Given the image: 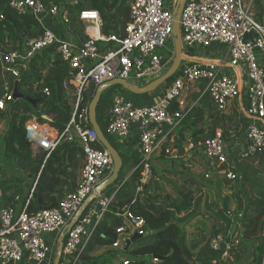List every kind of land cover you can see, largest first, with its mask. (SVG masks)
Here are the masks:
<instances>
[{
  "label": "built area",
  "instance_id": "obj_1",
  "mask_svg": "<svg viewBox=\"0 0 264 264\" xmlns=\"http://www.w3.org/2000/svg\"><path fill=\"white\" fill-rule=\"evenodd\" d=\"M61 1L76 5L82 0ZM124 1L130 5L124 38L105 34L100 12L84 9L80 19L85 24L86 37L77 44L62 38L46 25L47 19L68 21L67 8L58 3L48 5L46 0H9L19 14H33L43 25L44 32L29 39L24 52L10 51L2 55L3 73L18 79L37 52L56 44L57 52L70 66L69 80L64 87L72 85L76 97L72 117L63 131L32 119L27 126V137L35 149L46 152L42 168L63 141L82 146L85 164L78 186L63 197L58 206L29 212L39 172L26 200L16 195L13 204L0 209V264H20L29 260L53 264L61 240L60 264H87L82 255L118 190L111 195L104 192L96 198L69 227L95 187L114 169L112 155L90 125L89 110L82 106L83 91L90 85L97 87L117 77L128 81L144 80L161 73L170 61L166 60V54L174 53L169 42L174 41V7L178 0L169 3L168 0ZM252 4L253 0H187L180 21L184 47L220 43L225 47L224 58L182 63L172 83L154 94L150 104H135L122 93L113 95L107 111V132L124 147L132 129H136L138 166L142 169L139 191L153 174L152 159L157 152L162 151V155L175 159L181 157L179 150L166 144L175 137L190 110L186 109L183 97L191 84H204V93L209 94L221 112L226 113L230 108L232 113L238 111L247 118V125L240 135L230 139L218 128L214 136L199 145L191 140L185 147L186 153L202 151L211 166L225 165L222 173L235 181L239 178L237 161L264 151V17L262 21L257 18ZM44 93L49 94V90L46 88ZM14 99V88L5 82L0 92V111H5ZM174 102H178L177 108L173 107ZM97 143L102 148H98ZM235 147L240 148L234 154ZM125 215V225L117 229L118 238L113 245L120 251H124L133 234H144L143 219L134 218L130 213ZM132 219L136 220L135 224ZM240 246L241 238L237 233L228 237L218 234L209 243V248L220 253L221 258L228 257L230 251ZM161 262V257L153 256L148 264ZM113 264H128V258Z\"/></svg>",
  "mask_w": 264,
  "mask_h": 264
},
{
  "label": "trees",
  "instance_id": "obj_2",
  "mask_svg": "<svg viewBox=\"0 0 264 264\" xmlns=\"http://www.w3.org/2000/svg\"><path fill=\"white\" fill-rule=\"evenodd\" d=\"M46 2L48 5L58 3L68 9L69 18L64 24L68 33L72 35L73 42L77 44L86 37L85 24L80 19V13L84 9H96L100 12L103 21L102 30L105 34L113 33L121 38L126 36L130 5L124 0H82L76 5L61 0H46ZM252 7L257 18L262 21L264 0H253ZM43 32V25L33 14L29 12L19 14L10 6L9 0H0V55L10 51L24 52L28 40L39 37ZM184 52L192 57L196 55L193 47H184ZM173 54L170 52L166 60L171 59ZM69 72L70 66L57 52L56 44L43 48L30 59L27 68L22 70L17 79L19 91L35 99L36 104L26 98H17L10 102L5 111H0L8 118V130L2 151L3 159L13 162L24 179L32 176L30 186L25 191L23 179L0 172L2 189L0 209L13 204L16 195L26 200L39 172L34 194L28 205L29 212L58 206L60 200L78 186L85 164L82 146L63 141L50 154L42 168L46 152L41 150L34 154L32 143L27 137L29 120L36 119L39 123H48L59 131H63L70 121L76 97L72 85L69 88L64 87V83L69 80ZM174 79L175 76L169 78L166 86H169ZM5 82L14 88L15 78L9 73H3L0 64V92ZM204 87L205 85L202 84L200 90L194 93L195 104L189 107L186 118L175 133L173 146L179 149L180 154L185 152L184 141L187 139L199 145L204 139L214 136L218 128H222L225 137L230 139L232 133L236 136L240 135L247 125L246 117H238L236 113L221 112L209 94L204 93ZM46 88L49 94L44 93ZM96 89L95 85H90L83 91L82 106L88 110ZM121 92L126 90L118 86L102 94L97 107V121L105 135L119 150L124 162L123 168L125 160L137 155L136 169L127 181L136 179L140 185L142 169L138 166L140 159L137 149L134 147L129 154L124 152V149L121 150L120 145L107 132L109 123L107 111L112 104L113 95ZM151 96L154 94H145L142 97ZM178 106V102L173 103L174 108ZM96 146L102 148L100 143ZM251 160L259 161L264 165V151L237 161L236 169L240 176L238 180L244 185L250 184L252 195L244 198L239 193L234 194L238 207L245 209L246 214L241 220L243 226V235L240 237L241 247L230 251L228 257L221 258L220 253L213 252L209 248L198 263L195 260L191 249L197 248V241L194 239L190 244L189 235L182 227L187 212L191 211L194 205L191 190L186 187L180 188L178 194L174 196L163 191L160 178L155 180L150 178L143 185L142 194L122 193L123 185L118 187L120 173L119 179L106 190L109 195L115 190L118 191L82 255L84 262L112 264L117 260L119 252L112 247L118 238L117 229L125 225L127 217L125 214L130 213L134 218L143 219L144 234H138L139 236L130 242L127 251H124L128 264H148L153 256L162 257L161 259L166 257L161 264H244L251 256L253 258L247 264H264V176L260 177L261 172L252 170L246 163ZM224 169L225 165L213 167L207 164L209 171L222 172ZM223 175L225 181L231 185L233 181ZM187 181L191 186L194 185L193 180ZM220 232H223L222 229L215 230L213 237ZM214 259L216 262L213 261Z\"/></svg>",
  "mask_w": 264,
  "mask_h": 264
},
{
  "label": "rangeland",
  "instance_id": "obj_3",
  "mask_svg": "<svg viewBox=\"0 0 264 264\" xmlns=\"http://www.w3.org/2000/svg\"><path fill=\"white\" fill-rule=\"evenodd\" d=\"M170 1L171 0H168V3ZM174 8L175 10H177V5H175ZM58 19L59 18H57V20ZM47 22H49V19L46 21V25H48ZM60 24H62L61 27L62 28L64 27L67 31L66 25L62 22ZM169 46L172 49H175L173 40H170ZM193 49H194V53L196 54L194 57L199 59H204V58L220 59V58H224L225 56V47L220 43H213L208 47L194 45ZM174 54L172 58L169 59L170 61L166 64V66L164 67L161 73H157L152 76H149L144 80L131 79L130 80L131 83L136 85H146L151 81L155 80L156 78L160 77L161 75H163L170 68L173 62ZM166 55L168 56V54ZM1 57L2 55H0V64H1ZM201 85L202 84L199 83L188 85V89L185 90L184 98H183L185 100V106L187 108L192 107L195 104L196 98L194 97L195 96L194 93L200 90ZM165 88H166V83H163L155 92H160ZM155 92L149 93V95H153ZM121 93L126 94L128 93V91ZM132 95L138 96L139 99L142 101L140 96L143 95H136V94H132ZM131 101H133L134 103H138L137 100L131 99ZM226 113H231V114L236 113V116L238 117L241 116L238 113V111L232 113L231 108ZM30 124L31 121L29 120L27 122V126ZM7 130H8V118L7 116H4V114L0 113V172L7 173L12 177L23 179V188L26 191L30 186V182L32 181V176L24 179L23 175L20 173L18 168L13 164V162L5 161L3 159L4 155L2 151L4 147V139H5V135L7 134ZM235 136L236 135L232 133V137ZM174 139L175 137L172 138V140L167 143V146L173 148L174 150H179L177 147L173 146ZM189 141L191 140L187 139L186 141H184V150ZM119 147L121 148V150L125 148L122 146ZM237 148L240 147H235V150L233 149L234 154L238 152ZM32 150L34 154L39 153L41 151L39 149H35L33 145H32ZM246 163L250 165L252 170L261 172L260 177L264 176V165L261 162L259 161L254 162L253 160H251V161H246ZM207 164H210V162L205 157L202 151H198L197 153L194 152L186 153L185 151L184 153L181 154V157H179L178 159H175L169 155H162V151H159L152 159L153 176L151 178L152 180L159 178L161 179L163 185V191L165 193H170L171 195L176 196L178 194V190L184 187H186L187 189L193 192L194 205L191 211L187 212V215L185 216L186 219L182 223V227L186 230V232L189 235L188 240L190 244H192L191 242L194 239L197 241V248L191 249V252L193 253L197 263L200 261V259H202V257L208 251L209 243L210 240L213 238V234L215 230L222 229L223 232H220L218 234H221L225 237L230 236L232 233H237L239 234L240 237L241 235H243V226L241 220L246 214V210L240 209L238 207L237 200L234 194L239 193L244 198L252 195L250 184L249 183H247L246 185L242 184L241 180H238L240 179V176L230 185L225 181V176L223 175L224 173L207 170ZM134 167H135L134 157L125 160V166L123 168V171L121 172V179L118 184V187L120 185H123L122 193H130L133 195L137 193L138 194L143 193L142 192L143 187L141 189L142 191H139L138 189L139 185L136 179L132 181H127ZM187 180L190 181L193 180L194 185L191 186L190 182ZM199 188L202 190L198 191ZM128 230L130 231L131 228H129ZM109 248H104V249L107 250ZM112 248L116 249L114 247ZM104 249L103 251H105ZM117 251L119 252V254L116 257L117 260L127 257L126 252L120 251L118 249ZM252 258H253L252 256L249 257L244 264L249 263L252 260ZM31 264H46V263L32 261Z\"/></svg>",
  "mask_w": 264,
  "mask_h": 264
},
{
  "label": "water",
  "instance_id": "obj_4",
  "mask_svg": "<svg viewBox=\"0 0 264 264\" xmlns=\"http://www.w3.org/2000/svg\"><path fill=\"white\" fill-rule=\"evenodd\" d=\"M186 2L187 0H178L177 2V10H176L175 21L173 25L175 54H174L173 62L170 68L163 75H161L160 77L156 78L155 80L151 81L150 83L146 85H136L126 79L117 77V78L105 81L102 84L97 86L95 95L89 105V121H90V124L96 130L100 142L112 155L113 160H114V169L110 176L102 180L95 187L94 191L86 199V201L84 202L82 206V209L77 213L76 217L71 222V225L69 227H72L74 225V223L77 221V219L80 217V215L83 213V211L88 207V205L91 202H93L94 200H96V198H98L100 195L106 192V190H108L119 179L121 170L123 168L124 162H123V158L119 150L114 146V144L105 135L104 131L102 130L100 124L97 121V107L102 97V94L106 90L114 88V87H118V86H121L126 91L132 94H136V95H145V94L155 92L163 83H166L169 78L175 76L178 68L180 67L182 63L197 62V61L202 60L196 57L189 56L184 53V45L182 41L180 21H181V15H182ZM14 98L15 99L26 98L29 101L36 104L35 99H32L19 91L17 79H15V85H14ZM131 222L135 224L136 220L132 219ZM138 236H139L138 233L133 234L131 239L128 240L127 243L125 244L123 250L127 251L130 242L134 241ZM61 257H62V240L58 247L57 256L55 258L54 264H60ZM164 258L162 260H164Z\"/></svg>",
  "mask_w": 264,
  "mask_h": 264
},
{
  "label": "crops",
  "instance_id": "obj_5",
  "mask_svg": "<svg viewBox=\"0 0 264 264\" xmlns=\"http://www.w3.org/2000/svg\"><path fill=\"white\" fill-rule=\"evenodd\" d=\"M48 20V19H47ZM61 22L56 20V19H49V22H47V26L50 27L51 29H53L56 33H58L62 38L68 39L73 41V37L71 34H69L66 29L62 26V24H60ZM157 92H155L154 94H156ZM129 94V95H126ZM124 94L127 98H129V100L133 99V100H137L138 103L135 104H139V105H145V104H150L153 102V98L154 97H141L142 101L139 99L138 96L132 95L130 92ZM131 94V95H130ZM184 98V97H183ZM147 100V101H146ZM185 101V100H184ZM133 102V101H132ZM31 121V120H30ZM138 142H139V135L136 131L135 128L132 129L130 138L128 140V143H126V145L124 146V152H128V154L132 151V149L135 147L137 149L138 146ZM137 155L134 156V161H136ZM136 169V164L135 167L133 168V170L131 171V174L129 175V177L132 175V173L134 172V170ZM140 194V193H139ZM117 261V260H115ZM113 261V263L115 262ZM32 261H24L20 264H31ZM42 263V262H41ZM112 263V264H113ZM54 264V263H53Z\"/></svg>",
  "mask_w": 264,
  "mask_h": 264
}]
</instances>
